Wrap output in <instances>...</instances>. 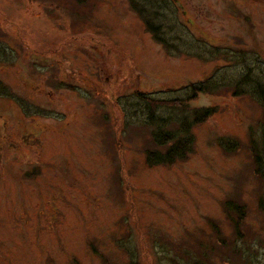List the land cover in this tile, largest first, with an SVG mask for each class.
Returning a JSON list of instances; mask_svg holds the SVG:
<instances>
[{"label": "rangeland", "instance_id": "obj_1", "mask_svg": "<svg viewBox=\"0 0 264 264\" xmlns=\"http://www.w3.org/2000/svg\"><path fill=\"white\" fill-rule=\"evenodd\" d=\"M263 151L264 0H0V264H264Z\"/></svg>", "mask_w": 264, "mask_h": 264}, {"label": "trees", "instance_id": "obj_2", "mask_svg": "<svg viewBox=\"0 0 264 264\" xmlns=\"http://www.w3.org/2000/svg\"><path fill=\"white\" fill-rule=\"evenodd\" d=\"M158 30L159 28H154L153 26L150 27V31H152L153 33H157ZM244 81L249 82L247 79H244ZM213 84L214 82L208 80L199 82L198 85H193L194 90L192 91V97L188 98L187 101L177 100L163 102L156 100V103L150 104H152V107L156 104V107L171 105L175 108H185L188 107L190 101L197 100V97L202 92H209L211 94H215L211 92L213 91ZM239 91L240 89L236 88L235 94H238ZM195 111L196 113L193 121H182V123L179 124L180 130H178V132H173L171 130L164 132L162 130H158L159 132L157 131L156 134H154V143L156 149L152 151L150 150L147 154V163L149 166L156 167L157 165H172L176 163V161L185 160L188 158V154L190 153V151H192L195 142L194 135L191 131L192 128L196 125H199L200 123L205 122L211 117V115L216 112V110H214V107L212 106L207 108L202 107L199 110ZM152 115H155V112H153ZM261 157L264 158V155L262 154L261 156L260 152H257V158L259 163L261 162ZM260 168H262L261 165ZM242 208L243 207L237 208L240 212L238 217L243 214ZM233 209L236 210L235 208ZM238 217L236 219H238Z\"/></svg>", "mask_w": 264, "mask_h": 264}]
</instances>
